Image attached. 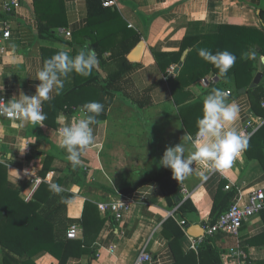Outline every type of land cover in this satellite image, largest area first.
Returning a JSON list of instances; mask_svg holds the SVG:
<instances>
[{
  "label": "crops",
  "instance_id": "0c3cea01",
  "mask_svg": "<svg viewBox=\"0 0 264 264\" xmlns=\"http://www.w3.org/2000/svg\"><path fill=\"white\" fill-rule=\"evenodd\" d=\"M5 1L9 2L0 0V19L10 21L12 36L0 53V95L6 97L8 105L21 110L18 122L0 117V163L6 167L8 186L22 188L20 196L25 201L26 195L33 194L42 183L54 187L62 198L72 194L65 205V217L70 225L78 226L86 201L98 206L119 194L132 195L136 201L119 222L105 219L97 207L105 220L95 239L93 256H69L65 264H134L143 248L151 254L152 264H199L198 250L205 239H198L204 236V226L212 224L210 212L220 182L225 180L235 188L233 199L238 192L246 197L252 189L264 187L263 167L257 160H246L243 150V143L251 136L246 135V130L251 131L246 122L251 121L256 129L264 123V116L252 110L247 93L264 55L256 60L254 75L249 85L242 87L246 89L242 93L234 87L232 76L221 78L212 71L204 43L197 48L189 43L178 60L167 67L172 77L152 90L153 104L141 112L105 92L98 94L92 109L69 103L70 111H66L62 101L55 103V109L54 103L49 109L45 104L70 91L75 83L73 71H62L73 67L58 57L61 53H82L91 38L98 42L103 57L112 50L126 49L127 58L142 41L140 58L134 62L127 58L133 64L124 77L144 89L163 77L158 58L178 52L185 37H197L202 42L221 26L264 28V16L260 14L264 13V0H115L104 10L95 7V0H60V15L55 18L60 25L45 36L39 34L35 0H18L19 5L11 12L4 10ZM43 4L48 3L39 5L41 12L50 13L49 9L55 7ZM67 31L70 36H66ZM185 51L178 72L171 73L170 68L177 67ZM96 57L94 52L92 59ZM110 68L100 70L101 76L105 77ZM261 72L264 86V65ZM89 73L81 69L76 74L87 79ZM216 85L223 97H229L228 103L190 135L178 108L204 99ZM78 100L88 101L84 96ZM95 114L103 117L95 121ZM127 116L135 118L127 120ZM76 121L89 124L87 147L60 134L61 128ZM200 133L201 138L196 140ZM229 143H242L240 158L226 167L214 168ZM33 152L35 156L27 158ZM74 155L79 157L77 163L86 176L80 187L72 183L62 159ZM43 167L47 171L41 176L38 172ZM164 168L180 187L178 204L186 199L191 203L193 210L184 216L176 212L178 204L168 206L153 180H145L132 192H121L126 185ZM36 178L41 180L35 187ZM224 190L228 189L224 186ZM168 217H173L184 231L172 244L163 232ZM196 223L203 227V235L198 237L187 232V225ZM79 229L76 239L82 236ZM209 238L212 246L223 250L221 264H225L223 255L236 240L221 232ZM238 238L247 255L241 264H264V218L260 213L243 222ZM203 259L204 264H210L209 259ZM32 260L35 264H58V259L44 250Z\"/></svg>",
  "mask_w": 264,
  "mask_h": 264
},
{
  "label": "trees",
  "instance_id": "16d2710c",
  "mask_svg": "<svg viewBox=\"0 0 264 264\" xmlns=\"http://www.w3.org/2000/svg\"><path fill=\"white\" fill-rule=\"evenodd\" d=\"M95 1L96 8L101 10L106 8L102 5V0ZM34 2L39 34L41 36L50 35L52 29L60 25V22L55 21L56 15H60L57 8L60 7V0H35ZM41 3L55 5L49 9L51 14L39 10ZM260 14L264 16L263 12ZM196 38L185 37L178 52L169 53L162 59L158 58L163 77L144 89H138L131 78L124 77L133 64L126 58V49L112 50L107 57H103L98 42L91 38V42L82 53H61V57H58L59 61L67 62L69 66L73 67V69L66 68L62 71H73L75 83L70 91L54 101L51 100L52 102L49 101L50 103L46 102V108L49 109L52 106L51 103H54L53 109H55L57 107L55 103L62 101L65 103L62 105H66V111H70L71 103L80 104L84 109H92L98 94L105 92L120 98L141 112L153 104L152 90L172 77L166 71L169 64L178 60L180 54L192 43L196 48L199 47V43L206 45V54H204L211 60V69L215 74L220 75L221 78L232 76L236 89L249 85L255 72V62L260 55H264V28L262 26L260 29L221 26L216 34L208 35L204 38L205 40H201L202 42L198 41L200 38ZM193 39L196 40L189 41ZM94 52L97 54L95 60L92 59ZM109 65L111 68L107 70L106 76L102 77L100 70H105ZM69 66L67 65V67ZM81 69L90 72L87 79L77 77ZM220 91V87L216 85L209 89L204 99L180 105L178 112L190 135L199 131L228 103L229 97H223ZM247 93L252 99V110L264 116V107H261V103L264 101L263 83L253 89L248 88ZM81 96H84L88 101L78 100ZM102 117L103 115L95 114L94 118L97 121ZM243 150L246 160H257L264 169V123L243 143ZM35 154L33 152L27 158H31ZM78 158L77 155L62 157L66 163L65 171L73 178L71 179L72 183L80 187L84 184L86 176L77 163ZM46 171L47 167H43L38 174L43 176ZM145 180H153L158 184L168 206H175L180 201L176 199L179 197L180 187L173 174L166 168L155 172L147 179L126 185L121 189V192H132ZM43 184L45 183L39 184L31 199L25 201L20 196L22 188L13 189L8 186L6 167L0 163L1 264H35L32 258L42 250L57 258L58 264H65L67 258L73 255L89 254V256H93L95 239L105 220L99 216L96 204L90 201L84 203L81 217L78 219L82 236L80 239H68L66 231L70 220L65 217V205L72 198V194H65V197L62 198V194L57 192L54 187ZM225 184L226 181L222 180L217 188L210 212V223H214L233 201L235 188L230 187L228 190H224ZM190 210L193 208L190 201L186 199L177 205L176 212L184 216V213ZM260 214L264 218V209L260 211ZM163 232L168 237L170 244L177 242L184 234L182 227L173 217H168L165 220ZM222 251V249L211 245V238H205V243L198 250L199 264L205 263L203 258L209 259L210 264H221Z\"/></svg>",
  "mask_w": 264,
  "mask_h": 264
},
{
  "label": "built area",
  "instance_id": "2783aa9c",
  "mask_svg": "<svg viewBox=\"0 0 264 264\" xmlns=\"http://www.w3.org/2000/svg\"><path fill=\"white\" fill-rule=\"evenodd\" d=\"M115 4V0H102L104 7H110ZM19 5L18 0H9L4 2V10L11 12ZM66 36H70V32H65ZM12 36L11 24L8 19H0V53L3 51L5 44ZM173 67L170 68L172 73ZM206 83L205 81H202ZM226 91L225 94H229ZM264 107V101L261 103ZM41 106L37 107V112L41 111ZM0 117L9 121L18 122L21 118V110L16 106L7 104L6 97L0 95ZM245 126H249L251 131L246 130V135L249 137L255 130V126L251 121H247ZM60 134L75 142L79 146H89V124L83 121H76L67 128H61ZM202 134L196 136V140L201 138ZM242 143H229L224 151V156L219 160L214 168L226 167L230 163L235 162L240 158L242 152ZM41 179H34L35 187ZM33 188V190L35 189ZM230 184L225 185V189H229ZM187 192V190L185 189ZM32 192L26 195V200L30 199ZM136 203L132 195L119 194L116 198H112L107 202L98 203V210L105 219L109 217L114 221L122 220L123 215L127 213ZM264 209V187L252 189L246 197H243L239 192L228 208L222 212L215 223L204 226V236L199 237L198 241H202L207 237H212L215 233L221 232L233 237L236 242L228 247L227 252L223 255L225 264H241L246 260V252L239 244L238 235L240 233L242 224L250 217L257 215ZM79 226L75 223L71 224L66 231L68 239H76L79 236ZM95 256H98L96 253ZM87 264V263H85ZM134 264H152V256L145 249H141L135 258Z\"/></svg>",
  "mask_w": 264,
  "mask_h": 264
},
{
  "label": "water",
  "instance_id": "95a60500",
  "mask_svg": "<svg viewBox=\"0 0 264 264\" xmlns=\"http://www.w3.org/2000/svg\"><path fill=\"white\" fill-rule=\"evenodd\" d=\"M143 48V42L139 41L138 44L136 45V47L128 54L127 58L129 61L134 62L136 60H138L140 58V54ZM186 52H184L183 56L181 57V61L179 62V64L177 65V67L174 68L173 73L176 74L178 72L179 67L182 64V61L184 60V57L186 55ZM264 65V57H261L258 61V71L255 74L254 78L252 79V82L250 83L249 87L250 89L255 88L261 81L262 79V66ZM246 91L245 88H240L238 90L239 93H242ZM176 199L179 201L180 198L176 197ZM187 232L190 235H193L195 237L201 236L203 235V227L200 224H193V225H187Z\"/></svg>",
  "mask_w": 264,
  "mask_h": 264
},
{
  "label": "rangeland",
  "instance_id": "374dc122",
  "mask_svg": "<svg viewBox=\"0 0 264 264\" xmlns=\"http://www.w3.org/2000/svg\"><path fill=\"white\" fill-rule=\"evenodd\" d=\"M134 118H135L134 116H133V117H132V116H127V120H133ZM131 124H132V123H131ZM132 125H133V124H132ZM132 125H131V126H132ZM129 131L132 132L133 130H129ZM133 132H134V131H133ZM129 133H130V132H129ZM133 135H134V134H133ZM131 137H133L132 134H131ZM126 158L128 159V157H126ZM135 167H136V166H135Z\"/></svg>",
  "mask_w": 264,
  "mask_h": 264
}]
</instances>
